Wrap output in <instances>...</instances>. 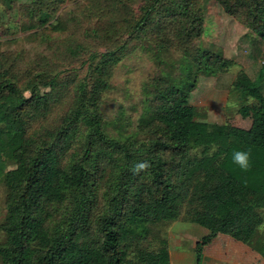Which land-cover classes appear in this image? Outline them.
Listing matches in <instances>:
<instances>
[{
    "label": "trees",
    "instance_id": "obj_1",
    "mask_svg": "<svg viewBox=\"0 0 264 264\" xmlns=\"http://www.w3.org/2000/svg\"><path fill=\"white\" fill-rule=\"evenodd\" d=\"M29 1L23 33L42 29L64 64L40 51V70L20 68L31 52L0 50L2 264H172L181 252H171L169 225L182 213V223L200 227L195 264L222 234L264 256V65L257 77L241 70L229 85L251 126L210 122L197 117L191 94L199 72L216 74L228 60L221 52L188 55L204 30L199 0H85L59 28L63 0ZM220 1L251 18L264 42V0ZM134 49L158 64L143 84L151 98L136 122L104 105L115 67ZM172 50H184L174 63ZM239 150L250 152L247 171L233 163ZM142 161L151 167L134 174Z\"/></svg>",
    "mask_w": 264,
    "mask_h": 264
},
{
    "label": "rangeland",
    "instance_id": "obj_2",
    "mask_svg": "<svg viewBox=\"0 0 264 264\" xmlns=\"http://www.w3.org/2000/svg\"><path fill=\"white\" fill-rule=\"evenodd\" d=\"M205 7L206 15L204 21V30L202 33H197L186 49L188 55L195 56L198 51L212 53L216 56L219 52L222 53L223 60L227 61L226 66H221L216 74H207L199 72L198 82L193 89L190 101L199 110L198 118L206 119L210 122L226 123L229 122L235 126L249 128L252 124L251 116L242 115L240 109V101H237V94H233V90L229 89L230 83L236 79L241 70H245L252 77H257L261 66L264 65V42L258 37V32L250 26L251 18L246 19L241 16V11L238 7L236 13L228 12L229 1L227 6L220 0H199ZM85 0H63L59 3L58 9L55 11L56 19L55 26L59 28L63 24V19L71 13H76L79 7L84 4ZM133 0L132 4L138 6L142 0ZM231 2H235L232 0ZM133 6V7H134ZM32 4L29 0H13L12 7H8L7 3L0 0V50L3 52L12 53L13 50H25L31 52L32 58L25 59L22 66L38 68L36 63L40 51H46V54L52 57V61H59L60 56L52 54V50L48 49L47 43L41 39V30L23 33L20 23L28 12H30ZM234 7V6H232ZM47 32V31H46ZM30 34V35H29ZM47 34H51L49 31ZM260 46L262 52L257 58L253 52L256 47ZM165 52L168 53L166 50ZM184 50L171 51L170 57L172 63L177 61L184 54ZM8 55V54H7ZM229 60H231L229 62ZM30 62L28 65L27 63ZM52 62V63H53ZM34 63L37 64L35 67ZM64 64L60 62L59 66ZM174 72L179 73V63H175ZM54 66V63L51 67ZM70 66H77V64ZM62 68V67H60ZM67 68V67H63ZM71 68V67H70ZM18 69V68H16ZM68 69L63 72L68 74ZM158 72V64L143 50H133L126 56L116 67L111 75L112 87L105 94L106 101L104 102L105 111L108 114L116 116L121 109H125L127 116L133 117L134 122L144 111V106L150 103L143 92V84L150 81L151 77ZM6 92L0 93V101H3ZM254 99L249 97L248 102L253 103ZM8 190L4 180H0V244L6 241L7 234L1 228L5 222L7 212ZM182 213L177 219L172 220L169 225V237L173 244L171 252H181L180 255L173 258L172 264H195V245L201 234L198 232L199 226L192 223L183 222ZM200 231V230H199ZM243 245V246H242ZM245 248L242 241H237L233 237L222 234L215 238L210 244L204 245V250L208 253H214L219 258L229 256L234 250L246 257H249L255 252L251 246L246 245ZM208 258V259H207ZM248 260V257H246ZM250 259V258H249ZM212 256H204L202 264H234L227 263L225 259L214 262ZM0 264L2 258L0 255ZM264 264V262L262 263Z\"/></svg>",
    "mask_w": 264,
    "mask_h": 264
},
{
    "label": "clouds",
    "instance_id": "obj_3",
    "mask_svg": "<svg viewBox=\"0 0 264 264\" xmlns=\"http://www.w3.org/2000/svg\"><path fill=\"white\" fill-rule=\"evenodd\" d=\"M233 163L237 164L242 170L247 171L251 168V155L250 152L239 150L235 151L232 155ZM151 167L147 161L138 162L133 167V172L139 175L141 172H146Z\"/></svg>",
    "mask_w": 264,
    "mask_h": 264
},
{
    "label": "crops",
    "instance_id": "obj_4",
    "mask_svg": "<svg viewBox=\"0 0 264 264\" xmlns=\"http://www.w3.org/2000/svg\"><path fill=\"white\" fill-rule=\"evenodd\" d=\"M243 244H244V247L248 249V247L246 246L247 244H245V243H243ZM254 252L255 253L253 255H251L250 257L248 255V253L246 254V257H248V260L246 259V257L242 256L240 254V252H238L236 250L231 252L229 256H224L223 258H219V256L217 254L213 256L212 254H214V253L209 252L210 256H212V260L209 262H212V261L215 262L217 259L219 261L225 259V261L227 263L232 262L234 264H262L264 262V256L255 250H254Z\"/></svg>",
    "mask_w": 264,
    "mask_h": 264
}]
</instances>
